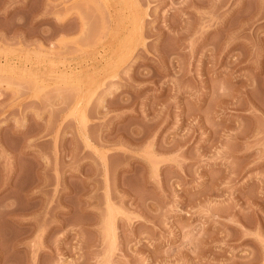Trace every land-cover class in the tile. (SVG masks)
<instances>
[{
  "label": "rangeland",
  "instance_id": "obj_1",
  "mask_svg": "<svg viewBox=\"0 0 264 264\" xmlns=\"http://www.w3.org/2000/svg\"><path fill=\"white\" fill-rule=\"evenodd\" d=\"M0 264H264V0H0Z\"/></svg>",
  "mask_w": 264,
  "mask_h": 264
},
{
  "label": "bare ground",
  "instance_id": "obj_2",
  "mask_svg": "<svg viewBox=\"0 0 264 264\" xmlns=\"http://www.w3.org/2000/svg\"><path fill=\"white\" fill-rule=\"evenodd\" d=\"M141 13V12H140ZM138 15V14H137ZM137 18V17H136ZM135 28H136V26H135ZM103 32V31H102ZM137 32H138V30L137 29H135V32L133 33V35H135V40H137L138 41V39H136L137 37H139L140 35L139 34H137ZM139 33V32H138ZM101 36V35H100ZM99 39H100V37H99ZM134 39V38H133ZM139 42V41H138ZM135 44V43H134ZM132 49H136V46H133V48Z\"/></svg>",
  "mask_w": 264,
  "mask_h": 264
}]
</instances>
